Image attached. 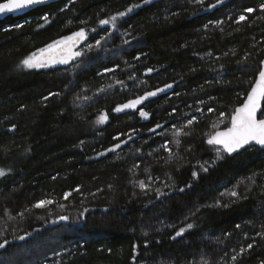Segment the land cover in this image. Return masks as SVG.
I'll return each mask as SVG.
<instances>
[{
    "label": "trees",
    "instance_id": "16d2710c",
    "mask_svg": "<svg viewBox=\"0 0 264 264\" xmlns=\"http://www.w3.org/2000/svg\"><path fill=\"white\" fill-rule=\"evenodd\" d=\"M134 4L115 30L99 24ZM261 4L61 0L0 21V264H264V149L231 156L207 142L214 124L229 126L264 60ZM81 28L82 56L20 67ZM100 113L108 121L96 128ZM42 199L55 202L35 208Z\"/></svg>",
    "mask_w": 264,
    "mask_h": 264
},
{
    "label": "snow or ice",
    "instance_id": "6c2138e0",
    "mask_svg": "<svg viewBox=\"0 0 264 264\" xmlns=\"http://www.w3.org/2000/svg\"><path fill=\"white\" fill-rule=\"evenodd\" d=\"M45 0H6V2L0 3V14L4 13H10L15 12L19 10H23L26 8H29L33 5L44 3ZM150 0H144V3H149ZM197 3L203 4L204 0H196ZM217 4L221 3L222 0H216ZM140 5H132L131 7L127 8L126 11L123 12H117L115 15L108 16L106 19H101L99 21V24L102 26L110 25L113 30L117 27V19L119 17H124L128 13H130L133 8H137ZM209 7L215 8L216 4H211ZM261 10H264V4H261L260 6ZM247 13H253L256 11V9L248 7L244 10ZM247 17L245 15H240L239 21L246 20ZM43 20L45 23H48V17L44 16ZM81 23H84L83 21ZM217 24L222 23V21H217ZM17 27H22V25H17ZM207 27V25H205ZM95 31V29H93ZM88 37V32L81 28L79 31L74 32L71 36L64 37L60 40L53 41L51 44L47 45L45 48L40 49L38 56L37 53H33L31 56L26 58L23 61V65L28 68H44L49 67L52 64L61 63V64H67L71 60L75 59L76 57L82 56L84 53L82 51H78L77 45L83 41L86 40ZM124 43H128L127 40L124 41ZM101 44L100 40L96 41V46L99 47ZM92 45L88 46V50L90 51L92 49ZM106 72L113 71V69H105ZM149 72L153 71L152 69H148ZM256 79L253 83V86L251 90L248 92L246 99L244 102L231 113L230 120H229V126L223 130H219V127L217 124H214L213 127L217 130L210 135L208 139V143L212 145H220L222 146L223 150L229 154L237 152L239 149L245 148V146L250 145H259L261 149H264V118H258V112L261 113L262 116H264V111H261L262 105H264V61H261L259 66L255 70ZM129 79H133V77H129ZM117 83H123L122 81H117ZM172 85H165V88H171ZM101 92L104 91V89H100ZM164 91L163 88H158L155 91L146 92L145 95L139 96L135 99L128 100L126 103L120 104L117 107L113 109L114 112H121L125 109H136L138 105L143 104L145 100H147L149 97H154L157 95L158 92ZM52 95H58V93H53ZM49 97H45V99H48ZM79 99V98H78ZM84 99H88V97H84ZM201 104L204 103L203 100L200 101ZM198 111H202L201 109H197ZM209 111H212V109H209ZM139 115L141 117L147 118L149 116V113L144 111L143 109H140ZM224 116V113H221V117ZM108 119L107 113H104L99 116L98 122L103 123L106 122ZM192 119L188 120V125H191L193 123ZM223 123V120L220 121ZM157 128L162 127L161 125L157 124ZM150 131H155V129H150ZM181 133L184 135H189V133L184 132L183 128L177 129L175 135L179 136ZM114 139H119V137H114ZM129 139L131 137L129 136ZM123 143H127V141H123ZM176 143H179V140L176 141ZM121 147L120 143H117L114 148H109L107 151L111 152L115 149H119ZM162 147L167 148V145H162ZM139 151V150H138ZM169 152L171 150L169 149ZM106 153H99V155H105ZM7 173L4 169H0V177L5 176ZM195 176L196 174L193 173ZM140 187L145 188L147 185L140 181ZM74 191L79 192V187L75 188ZM159 191V190H157ZM182 191V189H181ZM72 195V192H66L64 193V199H67L69 196ZM231 195L236 196V192H232ZM55 201L52 199H42L38 201L34 207L35 208H45L51 204H53ZM23 215V213H21ZM59 219L61 220H68L67 216H61ZM237 228L240 227V225L236 226ZM193 225L188 224L187 229H192ZM186 231L185 228H180L179 231H177L176 236H181ZM261 236H264V233L260 234ZM19 239H24V237H19ZM175 239V237H173ZM0 243V248H4L5 244ZM137 245H133V251H136ZM252 245L249 244L248 248H251ZM245 250L242 248L240 250V253H243ZM135 256H133V261H135ZM232 261H235L237 259V256L231 257Z\"/></svg>",
    "mask_w": 264,
    "mask_h": 264
},
{
    "label": "water",
    "instance_id": "95a60500",
    "mask_svg": "<svg viewBox=\"0 0 264 264\" xmlns=\"http://www.w3.org/2000/svg\"><path fill=\"white\" fill-rule=\"evenodd\" d=\"M59 1H61V0H45V2L44 3H41V4H37V5H33V6H31V7H29V8H26V9H23V10H19V11H15V12H10V13H4V14H0V21H3V20H5V19H7L8 17H20V16H23V15H25V14H27V13H29V12H31V11H33V10H35V9H37V8H40V7H42V6H45V5H49V4H52V3H56V2H59ZM229 0H222V2L221 3H219V5L220 4H224V3H226V2H228ZM4 2H6V0L4 1ZM1 3H3V2H1ZM82 43V41L77 45V47L80 45ZM264 61V60H263ZM251 90V89H250ZM240 106V105H239ZM238 106V107H239ZM263 110V105H262V109H261V111ZM258 118H261L260 117V115H261V113H259L258 112ZM225 129V128H224ZM219 130H223V129H219ZM131 137V139H129V137L127 138V139H125L124 141H127V143H129V142H132V141H134L138 136L137 135H133V136H130ZM127 143H123V141L120 143L121 144V147H124ZM218 146H220V145H218ZM250 146H257V147H259L260 148V146L259 145H250ZM250 146H245V148H242V149H239L237 152H234V153H231V154H229V153H227V154H229V155H231V156H233V155H235V154H237V153H239V152H241V151H243L244 149H246L247 147H250ZM222 147V146H221ZM62 221H65V220H62Z\"/></svg>",
    "mask_w": 264,
    "mask_h": 264
},
{
    "label": "rangeland",
    "instance_id": "374dc122",
    "mask_svg": "<svg viewBox=\"0 0 264 264\" xmlns=\"http://www.w3.org/2000/svg\"><path fill=\"white\" fill-rule=\"evenodd\" d=\"M87 38H88V37H87ZM61 39H62V38H61ZM58 40H60V39H58ZM56 41H57V40H56ZM84 41H85V40H83L82 43H83ZM82 43H81V44H82ZM81 44L77 47L76 50L80 51V50H79V47H81ZM44 48H45V47H44ZM40 49H43V48H40ZM40 49H38V50L32 52L31 54H29V55H27V56H25V57L20 61V67H21V68H24V69H39V70H41V69H48V68H52V67H54V66H58V65H67V64L71 63L72 61H74V60L77 58V57H76L75 59L71 60V61H70L69 63H67V64L56 63V64H52V65H50L49 67H44V68H28V67L24 66V65H23V61H24L26 58H28L29 56H31L33 53H37V55L39 56V55H40V53H39V50H40ZM138 106H139V105H138ZM138 106H137V107H138ZM125 110H129V109H125ZM123 111H124V110H123ZM102 114H104V113H100V114L96 117V119L93 121V126H95L96 128L105 125L106 122L108 121V119H107L106 122H103V123L98 122V118H99V116L102 115ZM143 118H145V117H143ZM106 152H108V151H105V152H102V153H106ZM99 156H100V155H99ZM186 230H188V229L186 228Z\"/></svg>",
    "mask_w": 264,
    "mask_h": 264
},
{
    "label": "flooded vegetation",
    "instance_id": "af4514ba",
    "mask_svg": "<svg viewBox=\"0 0 264 264\" xmlns=\"http://www.w3.org/2000/svg\"><path fill=\"white\" fill-rule=\"evenodd\" d=\"M12 17V16H11Z\"/></svg>",
    "mask_w": 264,
    "mask_h": 264
}]
</instances>
